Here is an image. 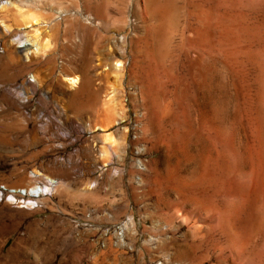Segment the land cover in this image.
Returning a JSON list of instances; mask_svg holds the SVG:
<instances>
[{"label":"rangeland","instance_id":"1","mask_svg":"<svg viewBox=\"0 0 264 264\" xmlns=\"http://www.w3.org/2000/svg\"><path fill=\"white\" fill-rule=\"evenodd\" d=\"M18 1L0 0V264H264V0ZM106 133L124 141L104 163Z\"/></svg>","mask_w":264,"mask_h":264},{"label":"bare ground","instance_id":"2","mask_svg":"<svg viewBox=\"0 0 264 264\" xmlns=\"http://www.w3.org/2000/svg\"><path fill=\"white\" fill-rule=\"evenodd\" d=\"M18 1V0H17ZM20 1V0H19ZM18 1V2H19ZM26 1V0H25ZM30 1V0H29ZM40 1V0H39ZM44 1H46V0H44ZM43 1V2H44ZM24 2V1H23ZM36 2V1H35ZM39 3V2H38ZM40 3H42V2H40ZM40 3H39V5H40ZM59 3V2H58ZM3 4V3H2ZM24 4V3H23ZM30 4H31V2H30ZM5 5H7V4H5ZM9 5H12V4H9ZM19 5H20V2H19ZM27 5H28V3H27ZM21 6H22V4H21ZM24 6H26V4H24ZM29 6V5H28ZM31 6H33L32 4H31ZM27 7V6H26ZM30 7V6H29ZM29 7H28V9H29ZM35 7V6H34ZM38 8H40V7H38ZM27 9V8H26ZM34 9V8H33ZM29 10H31V7H30V9ZM41 11H42V7H41V9H40ZM38 11V10H37ZM37 11H35V13L37 14V15H39L38 14V12ZM28 14H29V12H28ZM201 14V13H200ZM37 15H34V14H30V21H31V23H32V25H36V26H40V25H42V27H51L52 26V24H51V21H45V20H42V18H40L42 15H40V16H37ZM204 16V15H203ZM29 16H27V18H28ZM201 17V16H200ZM199 19H201V18H199ZM26 20V19H25ZM29 20V19H28ZM203 22V21H202ZM202 25V24H201ZM204 27V26H203ZM202 29V28H201ZM202 30H204V29H202ZM201 31V30H200ZM198 33H199V31H198ZM209 33V32H208ZM203 35H204V33H202ZM208 37V36H207ZM198 38V37H197ZM206 40H207V38H206ZM197 41H199V40H197ZM208 41V40H207ZM196 43H198V42H196ZM195 43V44H196ZM201 43V42H200ZM203 44V43H202ZM27 47V46H26ZM45 47H47V45L45 46ZM43 48V47H42ZM203 56V55H202ZM120 63V62H119ZM120 67H121V64H116V68H117V70L116 71H118L119 69H120ZM119 71H121V70H119ZM67 82L68 83H70L71 84V86H73V87H75L76 89H77V86L78 85H80L79 84V82H80V80L78 79V77H74V78H71V77H69V78H67ZM80 83H82V81L80 82ZM78 87H80V86H78ZM110 101V100H109ZM107 102V108L106 107H103V108H105L106 110L108 109V107H109V110L111 111L112 110V112H113V116L111 115L112 113L111 112H107V111H109V110H107V111H105V114H104V116H103V118L101 119V118H99L98 120H96V121H90L89 122V129L92 131L93 129H95V128H97L98 127V129L102 132V133H104V132H107V131H104V129L105 128H110V127H112L111 126V124L114 122V120H115V117H114V115H116V117H117V112L116 111H118L119 112V110H116V111H113V109H115V107H117V106H111L110 104L113 102V101H115L114 99H111V102ZM108 103H110V104H108ZM105 106H106V102H105V104H104ZM103 105V106H104ZM113 105H115L114 103H113ZM117 105V104H116ZM91 106V105H90ZM111 106V107H110ZM113 107V108H112ZM112 108V109H111ZM120 108V107H119ZM118 109V108H117ZM104 110V109H103ZM121 112H122V110H121ZM120 112V113H121ZM114 113H116V114H114ZM122 113H124V111L122 112ZM119 116L121 117V119L124 117V116H122L121 114H119ZM97 119V118H96ZM125 118H123V120H124ZM94 120V119H93ZM119 120V119H118ZM117 119H116V124H117ZM115 123V122H114ZM120 123V122H119ZM115 125V124H114ZM118 126V125H117ZM125 130H127L126 128H125ZM97 131V130H96ZM117 131V130H116ZM115 131V132H116ZM120 131V130H119ZM95 132V131H94ZM114 132V133H115ZM122 132V131H121ZM123 132H124V129H123ZM122 132V133H123ZM126 132V131H125ZM95 133H97V132H95ZM119 133V132H118ZM127 133V132H126ZM107 134V133H106ZM104 134V135H102L101 136V138H100V141H101V143H102V147H101V149H100V152H101V155H102V161L104 162V163H106L107 162V160L109 159V158H111L110 157V154H112L111 153V151H113V150H115V151H117L116 150V146H117V143L119 144V140L118 141H116V136H115V138L113 137V134H110L109 133V135L107 134ZM124 135V133L122 134V136ZM127 135V134H126ZM126 135H124V137H126ZM119 136V135H118ZM120 137V136H119ZM120 139V138H119ZM122 139H123V137H122ZM126 139V138H125ZM120 141H122V140H120ZM123 141H124V139H123ZM123 141H122V146H123ZM121 144H119L120 146H121ZM119 145H118V147H119ZM121 149V147H119V149L118 150H120ZM115 153V152H114ZM110 160V159H109ZM110 162V161H109ZM108 162V163H109ZM107 165V164H106ZM229 172V171H228ZM58 187H59V183L58 182H54L53 180H50V182H49V184H48V186H45L44 188H41V189H39V190H34V189H32V190H19V194L22 196V197H26V196H28V197H31L32 196V198H39V197H41V196H48L49 194H51V195H53L54 194V192L55 191H57V189H58ZM17 191V190H16ZM8 194H10V193H7V195ZM10 196H12V195H10ZM16 197V196H15ZM14 197V198H15ZM17 198V197H16ZM11 199V198H10ZM23 199V198H22ZM15 200V203H16V199H14ZM19 200V199H18ZM18 202V201H17ZM22 203V202H21ZM24 203H25V200H24ZM23 203V204H24ZM18 204V203H17ZM24 206V205H23ZM4 244V243H3ZM2 251V250H1ZM1 254H3L2 252H1ZM0 254V255H1ZM5 256V255H4ZM1 258V257H0Z\"/></svg>","mask_w":264,"mask_h":264},{"label":"built area","instance_id":"3","mask_svg":"<svg viewBox=\"0 0 264 264\" xmlns=\"http://www.w3.org/2000/svg\"><path fill=\"white\" fill-rule=\"evenodd\" d=\"M11 195L14 196V197H15V196H16V197H22V196L19 194V191H12V192H11Z\"/></svg>","mask_w":264,"mask_h":264}]
</instances>
